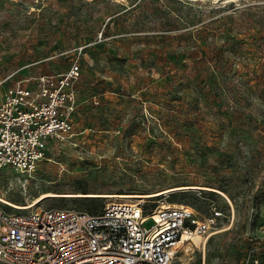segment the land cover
I'll return each mask as SVG.
<instances>
[{
    "label": "rangeland",
    "instance_id": "obj_1",
    "mask_svg": "<svg viewBox=\"0 0 264 264\" xmlns=\"http://www.w3.org/2000/svg\"><path fill=\"white\" fill-rule=\"evenodd\" d=\"M75 59L76 143L52 140L31 174L0 167L4 207H217L172 264L264 260V0H0V88Z\"/></svg>",
    "mask_w": 264,
    "mask_h": 264
},
{
    "label": "built area",
    "instance_id": "obj_2",
    "mask_svg": "<svg viewBox=\"0 0 264 264\" xmlns=\"http://www.w3.org/2000/svg\"><path fill=\"white\" fill-rule=\"evenodd\" d=\"M80 77L75 59L65 71L0 88V167L31 174L52 140L76 143ZM223 215L217 207L200 218L190 205L148 208L144 201L118 198L91 211L52 207L10 212L0 199V264H172L184 244L205 242ZM250 264L264 260L254 258Z\"/></svg>",
    "mask_w": 264,
    "mask_h": 264
},
{
    "label": "bare ground",
    "instance_id": "obj_3",
    "mask_svg": "<svg viewBox=\"0 0 264 264\" xmlns=\"http://www.w3.org/2000/svg\"><path fill=\"white\" fill-rule=\"evenodd\" d=\"M162 192H164V191H162ZM159 193L160 192H155V193H152V194H149V195H157ZM57 194L58 193L47 192V193L42 194L40 197L36 198L33 202H30L27 205H19V204H14V205L17 206V207H20L21 209H28V208H31V207L35 206L36 204H38L45 197H47V196H55ZM78 195H81V194H78ZM86 195H89V196H91V195H98V196H106V197H130V196H133L132 194H119V193H102V194L88 193ZM0 199L2 201H5V202L7 201L6 199H4L2 197H0ZM180 205H181L180 203H175V204H172V203H164L162 207L180 206ZM212 233H210L209 236H211Z\"/></svg>",
    "mask_w": 264,
    "mask_h": 264
},
{
    "label": "trees",
    "instance_id": "obj_4",
    "mask_svg": "<svg viewBox=\"0 0 264 264\" xmlns=\"http://www.w3.org/2000/svg\"><path fill=\"white\" fill-rule=\"evenodd\" d=\"M182 192L184 193V192H187V191H182Z\"/></svg>",
    "mask_w": 264,
    "mask_h": 264
}]
</instances>
